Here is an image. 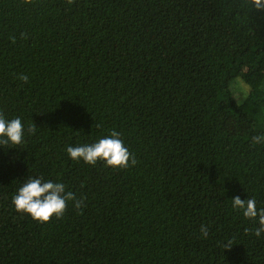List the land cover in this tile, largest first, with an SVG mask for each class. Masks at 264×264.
<instances>
[{"label": "trees", "instance_id": "16d2710c", "mask_svg": "<svg viewBox=\"0 0 264 264\" xmlns=\"http://www.w3.org/2000/svg\"><path fill=\"white\" fill-rule=\"evenodd\" d=\"M237 78L255 85L254 108L234 97ZM0 113L24 127L20 145L0 146V264H264L258 219L232 206L264 208V144L252 143L264 134V11L0 0ZM112 130L135 166L68 155ZM30 178L63 183L83 208L68 202L46 224L16 212Z\"/></svg>", "mask_w": 264, "mask_h": 264}, {"label": "clouds", "instance_id": "9594fccd", "mask_svg": "<svg viewBox=\"0 0 264 264\" xmlns=\"http://www.w3.org/2000/svg\"><path fill=\"white\" fill-rule=\"evenodd\" d=\"M30 2V0H26ZM69 5L74 0H67ZM242 6L257 11H264V0H242ZM18 79L24 83H28L29 77L21 74ZM36 124L34 123L28 128L30 134H35ZM24 127L20 118L6 120L0 113V146H18L23 142ZM252 143L264 144V134L254 135ZM67 153L71 159L79 162L83 160L89 165L95 166L98 161L106 163L107 167L114 169L129 168L137 164V160L132 155L124 142L120 138V134L112 130L110 135L100 139L98 142L83 146H68ZM68 202H73L76 210H81L84 206L83 199H77L76 195L67 191L63 183L53 181H43L42 178H30L19 189L13 197V205L18 213L29 215L35 222L46 224L53 217L62 219L68 206ZM232 206L236 210L242 211L247 219L257 220L258 227L255 229V236L261 237L264 233V208L257 209L255 199L249 198L246 201L239 196L232 199ZM201 234L203 238L209 235L208 228L201 226ZM248 234L249 230L245 229ZM225 250H231V241L224 245Z\"/></svg>", "mask_w": 264, "mask_h": 264}, {"label": "rangeland", "instance_id": "374dc122", "mask_svg": "<svg viewBox=\"0 0 264 264\" xmlns=\"http://www.w3.org/2000/svg\"><path fill=\"white\" fill-rule=\"evenodd\" d=\"M255 85L244 84L241 79L237 78L231 83V89L237 102H242L245 108L252 109L256 105V100L251 98L250 89H254Z\"/></svg>", "mask_w": 264, "mask_h": 264}]
</instances>
